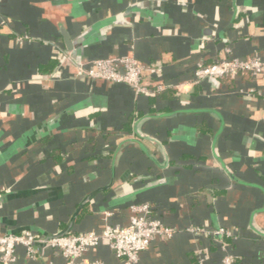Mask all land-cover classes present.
Returning a JSON list of instances; mask_svg holds the SVG:
<instances>
[{
  "label": "crops",
  "instance_id": "0c3cea01",
  "mask_svg": "<svg viewBox=\"0 0 264 264\" xmlns=\"http://www.w3.org/2000/svg\"><path fill=\"white\" fill-rule=\"evenodd\" d=\"M231 55L264 59V0H0V233L101 232L148 202L176 232L135 264H223L190 227L227 228L234 264H264V74L196 80ZM113 56L165 90L81 71ZM83 260L129 264L106 240Z\"/></svg>",
  "mask_w": 264,
  "mask_h": 264
},
{
  "label": "built area",
  "instance_id": "2783aa9c",
  "mask_svg": "<svg viewBox=\"0 0 264 264\" xmlns=\"http://www.w3.org/2000/svg\"><path fill=\"white\" fill-rule=\"evenodd\" d=\"M90 66H81V71L96 79H102L131 85L139 94L155 95L165 90L163 83L151 86L145 82L147 76L157 69L146 65L133 56H113L95 59ZM260 76L264 74V59L260 55L250 57L225 56L215 62L202 64L196 70V80L234 78L239 74ZM131 215L126 226L105 223L101 232L57 234L51 237L40 235L31 230L20 233H0V264H18L17 248L24 246L30 261L37 260L36 247L46 244L60 253L65 262L61 264H102L100 261L86 262L83 256L96 248L103 240L108 241L115 255L129 264L139 261L141 254L157 239L172 237L176 228L168 226L153 215L152 205L148 202L135 203L130 206ZM190 231L212 236L225 251L223 264H234L228 244L216 236H233L227 228L206 229L190 227ZM31 264V263H29Z\"/></svg>",
  "mask_w": 264,
  "mask_h": 264
},
{
  "label": "water",
  "instance_id": "95a60500",
  "mask_svg": "<svg viewBox=\"0 0 264 264\" xmlns=\"http://www.w3.org/2000/svg\"><path fill=\"white\" fill-rule=\"evenodd\" d=\"M66 39L69 45L72 44V41L70 40V38L66 35ZM47 237H51L52 235H46Z\"/></svg>",
  "mask_w": 264,
  "mask_h": 264
},
{
  "label": "trees",
  "instance_id": "16d2710c",
  "mask_svg": "<svg viewBox=\"0 0 264 264\" xmlns=\"http://www.w3.org/2000/svg\"><path fill=\"white\" fill-rule=\"evenodd\" d=\"M224 238L226 239V236Z\"/></svg>",
  "mask_w": 264,
  "mask_h": 264
}]
</instances>
